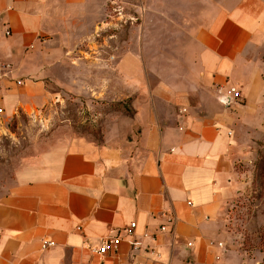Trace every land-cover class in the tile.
I'll return each instance as SVG.
<instances>
[{
	"label": "crops",
	"instance_id": "obj_1",
	"mask_svg": "<svg viewBox=\"0 0 264 264\" xmlns=\"http://www.w3.org/2000/svg\"><path fill=\"white\" fill-rule=\"evenodd\" d=\"M110 2L0 0L1 105L12 112L46 98L43 80L70 59L97 66ZM139 2L143 45L121 55L111 78L132 97L131 126L102 142L73 136L16 172L0 196V264H95L91 248L115 234L109 264H264L226 241L237 117L221 101L228 82L239 84L246 120L262 98L248 56L264 0L230 10L226 0Z\"/></svg>",
	"mask_w": 264,
	"mask_h": 264
},
{
	"label": "rangeland",
	"instance_id": "obj_2",
	"mask_svg": "<svg viewBox=\"0 0 264 264\" xmlns=\"http://www.w3.org/2000/svg\"><path fill=\"white\" fill-rule=\"evenodd\" d=\"M235 1L226 0V9L230 10ZM133 2L109 3L108 22L95 38L98 62L93 69H86L83 60L77 64L70 59V65L54 67L43 80L47 89L43 101L32 103L27 99L12 112L0 101V196L11 187L21 167L58 143L77 135L96 142H102L105 134L112 139L125 137L134 104L132 97H127V87L116 93L111 78L121 55L143 45L145 8L139 0ZM259 27L248 57L260 71L264 84V24ZM14 83L13 87L22 84ZM231 86L240 90L235 81L228 82L226 90ZM2 89L0 78V97ZM261 97L253 112L245 115L246 120L240 116V108L244 107L234 97L227 105L228 110L236 112L237 121L231 151L232 194L224 203L223 216L229 245L233 242L250 257L264 262V86Z\"/></svg>",
	"mask_w": 264,
	"mask_h": 264
},
{
	"label": "built area",
	"instance_id": "obj_3",
	"mask_svg": "<svg viewBox=\"0 0 264 264\" xmlns=\"http://www.w3.org/2000/svg\"><path fill=\"white\" fill-rule=\"evenodd\" d=\"M7 33H9V32L7 31ZM14 82H17L19 84L22 81L21 80H14ZM225 96H230V103L232 102L233 97L235 98L236 101H239L242 98L240 90H237V88L234 86H231L229 88V90L226 92ZM134 228H135V223L130 224V226L125 228V233L130 235V236L134 235ZM159 230L161 232H163L166 230V227L161 226L159 228ZM143 236L149 237V234L147 232H145L143 234ZM120 238L121 237L119 234L109 235V236L103 238L99 245L91 248V252H92L93 256L96 258L95 264H109L108 258L110 256L111 252H115V253L118 252L117 245H118ZM130 244H131V249L135 250V249L140 248L141 242L137 239H133L130 242ZM219 244L222 245V243H219ZM47 245L49 246V245H51V243L48 242ZM189 245H192V243H189ZM151 253H154V249L151 250Z\"/></svg>",
	"mask_w": 264,
	"mask_h": 264
},
{
	"label": "water",
	"instance_id": "obj_4",
	"mask_svg": "<svg viewBox=\"0 0 264 264\" xmlns=\"http://www.w3.org/2000/svg\"><path fill=\"white\" fill-rule=\"evenodd\" d=\"M221 101L224 104L229 105V103H230V96H223V97H221Z\"/></svg>",
	"mask_w": 264,
	"mask_h": 264
},
{
	"label": "trees",
	"instance_id": "obj_5",
	"mask_svg": "<svg viewBox=\"0 0 264 264\" xmlns=\"http://www.w3.org/2000/svg\"><path fill=\"white\" fill-rule=\"evenodd\" d=\"M264 263V262H263Z\"/></svg>",
	"mask_w": 264,
	"mask_h": 264
}]
</instances>
